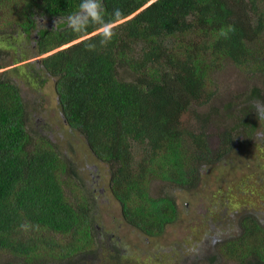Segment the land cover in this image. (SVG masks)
<instances>
[{
	"label": "trees",
	"instance_id": "16d2710c",
	"mask_svg": "<svg viewBox=\"0 0 264 264\" xmlns=\"http://www.w3.org/2000/svg\"><path fill=\"white\" fill-rule=\"evenodd\" d=\"M79 2L0 0V31L16 38L11 50L8 43L0 49V70L14 66L0 72V255L12 258L0 264H92L100 258L97 197L75 182L76 162L33 128L28 88L55 81L66 124L108 168L126 223L147 237L163 236L180 218L173 192L154 196L153 183L194 191L205 165L227 160L236 141L255 143L264 132L253 104L264 101V0H102L107 18L120 9L114 24L125 21L113 26L108 46L94 50L86 45L98 41L95 27L78 35L56 25ZM227 67L258 74V85L202 121L196 114L204 128L188 129L184 115L213 102L215 76ZM212 120L224 144L214 159L207 133ZM257 147L264 151V144ZM220 193L224 200L233 196ZM239 224L241 234L223 239L212 261L264 264V223L245 214ZM111 255L122 257L117 247Z\"/></svg>",
	"mask_w": 264,
	"mask_h": 264
},
{
	"label": "rangeland",
	"instance_id": "374dc122",
	"mask_svg": "<svg viewBox=\"0 0 264 264\" xmlns=\"http://www.w3.org/2000/svg\"><path fill=\"white\" fill-rule=\"evenodd\" d=\"M0 32V49L5 50L7 43L9 47L16 38L3 34L11 32L9 29ZM28 43L31 48L33 41L29 40ZM9 49L11 50L10 47ZM7 60L10 58L7 57ZM12 67L14 66L3 68L0 72ZM258 77V74L243 72L237 68H225L215 76L216 96L213 102L202 107H192L183 117L185 126L195 132L203 129L204 125L201 122L203 117L208 118L211 111L215 112L214 109L224 108L225 103L236 99L237 95L249 93L253 86L258 85L255 81ZM27 91L29 94L26 104L35 119L33 128L39 134L51 138L60 153L76 162L79 174L75 182H82L88 186L93 197H98L101 189L104 192L106 190L108 194V199L105 196L99 197L98 207L95 205L96 235L102 243L98 240L99 261L94 259L92 264H226L221 258L215 262L212 260L217 255L216 249L223 239L241 234L239 227L241 218L245 214H252L264 223V198L257 195L259 191L264 196V151L257 147L264 144V132L258 136L259 145L257 142L250 141L249 144L239 139L236 141V149L227 160H221L212 166L202 164L205 166L200 173V187L194 191H180L171 185L164 186L160 181L153 183L151 193L154 196L165 191L173 192L179 206L180 218L177 223L167 228L163 236L147 237L126 223L120 204L110 189L108 168L94 158L88 151L84 139L78 133L72 132L66 124L61 114L55 81H49L40 89L28 88ZM196 114H199L201 121L196 119ZM225 122L233 125L230 121ZM217 125L212 120L207 129V133L212 135L210 144L214 153L210 156L211 159L224 153L222 130ZM141 153L142 151L135 146L134 154L137 159ZM98 175L100 177L97 186L92 176L98 178ZM95 185L97 194L94 193ZM232 187L240 191H235ZM220 189L233 196L224 200ZM72 190V188L68 190L69 196H72ZM252 190L255 192L252 193ZM237 201L241 202L240 206L233 207L232 203ZM115 247L121 250V258L111 255ZM11 261L12 258L9 256L0 255V262Z\"/></svg>",
	"mask_w": 264,
	"mask_h": 264
},
{
	"label": "clouds",
	"instance_id": "9594fccd",
	"mask_svg": "<svg viewBox=\"0 0 264 264\" xmlns=\"http://www.w3.org/2000/svg\"><path fill=\"white\" fill-rule=\"evenodd\" d=\"M123 16L120 9H116L111 19L107 18L102 0H80L78 9L59 17L57 26L64 25L73 34H84L89 28L95 27L99 31L98 41H90L86 47L94 50L97 44L108 46L114 39L113 24ZM255 113L259 120L264 119V101L254 100Z\"/></svg>",
	"mask_w": 264,
	"mask_h": 264
},
{
	"label": "flooded vegetation",
	"instance_id": "af4514ba",
	"mask_svg": "<svg viewBox=\"0 0 264 264\" xmlns=\"http://www.w3.org/2000/svg\"><path fill=\"white\" fill-rule=\"evenodd\" d=\"M95 171H97V168H95ZM99 177H100V175H98V178H97L96 176H93V179H94V183H95V184L98 183V179H99ZM97 186H98V184H97ZM97 186L95 185V187H94V193H95V194H97V188H96ZM101 194H102V195H101ZM103 196H105V198L108 199V194H107L106 190H105V192H104V190L101 189V190H100V195H98V197H97L96 200L98 201V198H99V197H103ZM108 203H109V202H108Z\"/></svg>",
	"mask_w": 264,
	"mask_h": 264
}]
</instances>
